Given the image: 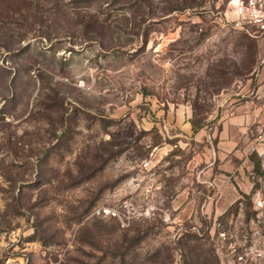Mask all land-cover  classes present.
Returning a JSON list of instances; mask_svg holds the SVG:
<instances>
[{"label":"rangeland","instance_id":"1","mask_svg":"<svg viewBox=\"0 0 264 264\" xmlns=\"http://www.w3.org/2000/svg\"><path fill=\"white\" fill-rule=\"evenodd\" d=\"M230 1L0 0V264H264V156L211 215L167 124L260 62Z\"/></svg>","mask_w":264,"mask_h":264},{"label":"crops","instance_id":"2","mask_svg":"<svg viewBox=\"0 0 264 264\" xmlns=\"http://www.w3.org/2000/svg\"><path fill=\"white\" fill-rule=\"evenodd\" d=\"M259 34L264 40V33ZM260 56L247 82L224 100L225 109L212 117V123L194 131L192 114L186 106L167 116V124L182 131L177 136L191 138L201 148L188 163V169L202 189L198 193L211 200L205 206L211 215L225 213L242 193L251 192L254 186L251 178L255 170L248 154L264 147L257 144L264 131V50Z\"/></svg>","mask_w":264,"mask_h":264},{"label":"built area","instance_id":"3","mask_svg":"<svg viewBox=\"0 0 264 264\" xmlns=\"http://www.w3.org/2000/svg\"><path fill=\"white\" fill-rule=\"evenodd\" d=\"M230 4L238 22L254 27L257 33H264V0H231ZM257 144H264V131L259 134ZM259 152L264 156V147ZM149 163L146 161L145 167Z\"/></svg>","mask_w":264,"mask_h":264},{"label":"trees","instance_id":"4","mask_svg":"<svg viewBox=\"0 0 264 264\" xmlns=\"http://www.w3.org/2000/svg\"><path fill=\"white\" fill-rule=\"evenodd\" d=\"M178 9V7L176 6V5H174V6H171L170 7V9H168V10H172V11H174V10H177ZM191 123H192V126H193V130L194 131H197L199 128H201L202 126H203V122H201V121H199V122H196V121H193L192 119H191Z\"/></svg>","mask_w":264,"mask_h":264}]
</instances>
